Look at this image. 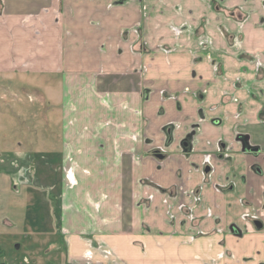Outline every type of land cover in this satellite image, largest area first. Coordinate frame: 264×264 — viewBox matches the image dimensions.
Wrapping results in <instances>:
<instances>
[{
  "label": "crops",
  "instance_id": "obj_1",
  "mask_svg": "<svg viewBox=\"0 0 264 264\" xmlns=\"http://www.w3.org/2000/svg\"><path fill=\"white\" fill-rule=\"evenodd\" d=\"M0 100L65 264H264V0H0Z\"/></svg>",
  "mask_w": 264,
  "mask_h": 264
},
{
  "label": "rangeland",
  "instance_id": "obj_2",
  "mask_svg": "<svg viewBox=\"0 0 264 264\" xmlns=\"http://www.w3.org/2000/svg\"><path fill=\"white\" fill-rule=\"evenodd\" d=\"M20 102L7 104L12 103L13 109L14 106L19 109L32 106L26 95ZM0 104L5 103L0 100ZM9 116L2 123L0 117V264H65L60 202L64 189L73 187L77 179L72 169L64 176L62 164H59L57 179L51 180L47 170L41 169V176L33 178L37 175L34 158L31 155L29 162L24 163L17 149L20 144V150L29 155L36 139L42 137L37 131L38 124L31 116H18L16 110ZM55 126L51 127V136L60 152L62 131L60 125ZM48 164V168L53 169V162ZM25 169L30 178L24 183L20 176L25 175Z\"/></svg>",
  "mask_w": 264,
  "mask_h": 264
}]
</instances>
